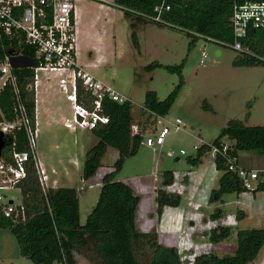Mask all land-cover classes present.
Instances as JSON below:
<instances>
[{"label": "rangeland", "instance_id": "374dc122", "mask_svg": "<svg viewBox=\"0 0 264 264\" xmlns=\"http://www.w3.org/2000/svg\"><path fill=\"white\" fill-rule=\"evenodd\" d=\"M107 1L106 7L99 5V0L84 2L88 15L79 28V61L97 78L131 98L135 123L144 126L146 135L154 131L156 124L155 116L150 117L143 108L146 93L156 91L163 100L180 82L177 72L164 67L148 70L146 66L154 61L164 65L184 63L183 88L166 116L171 122L180 118L182 128L177 129L162 119L170 127L165 145L149 147L143 142L137 154L126 158L116 173L117 180L129 182L141 196L137 229L155 233L160 243L177 247L184 264H193L203 252L219 256L235 254L238 230L264 228V191H247L240 198L237 193H227L222 200L211 202V186L218 188L219 180L213 183L210 176L203 183L201 168L208 166L207 162L202 167L193 166L189 158L196 155L201 144H211L233 119H240L246 125H264V64L237 66L234 62L240 52L233 47L203 37L191 44L192 36L186 32L153 21L138 24L136 43L125 10L114 1ZM203 51L208 57L201 63ZM45 76L41 77L44 84L38 98L47 89L51 102L60 101L66 111H71V102L59 90V77L52 76V81L47 82ZM205 104L212 109L205 108ZM50 130L38 126L36 156L47 160L49 185L77 188L80 219L84 224L98 200L103 176L115 169L113 148L106 152L97 174L85 179L82 174L86 152L98 138L89 130L67 129L61 122L53 129L55 135ZM263 160L264 155L259 152H239L241 167L258 168ZM165 171L174 174V183L168 190L182 193L183 202L179 207H164L159 215L156 197ZM213 171L221 172L216 168ZM251 185L254 188L256 183ZM5 194L16 202L22 200L19 188ZM218 209L223 210V215L214 220L212 214ZM239 212L244 215L240 217ZM219 225L231 226L233 233L219 243H212L211 229ZM135 248L139 260L152 259L153 248L146 238L136 242ZM76 257L78 264H97L82 254L76 253ZM0 264H36L21 255L19 242L10 228L0 230ZM249 264H264V246Z\"/></svg>", "mask_w": 264, "mask_h": 264}, {"label": "trees", "instance_id": "16d2710c", "mask_svg": "<svg viewBox=\"0 0 264 264\" xmlns=\"http://www.w3.org/2000/svg\"><path fill=\"white\" fill-rule=\"evenodd\" d=\"M261 0H115L125 10V16L131 19L132 36L137 43L136 28L142 22L153 21L169 25L192 36L191 44L200 37L214 40L222 45L233 47L235 35L231 25V16L236 3ZM165 2L170 9L156 8ZM159 17V20L155 18ZM247 51L240 52L234 64L237 66H257L264 64V29H249L242 38ZM164 67L180 75L179 84L163 100L156 91H148L144 100V109L150 117L167 116L178 98L184 85L183 67L164 65L154 61L147 65L148 70ZM20 86L26 107L31 115L36 108L35 94L28 88L33 72L29 68L18 70ZM80 100L90 104L87 95ZM12 100L9 93L4 95L1 105L7 111ZM104 113L109 116V123L100 125L91 132L98 142L87 152L83 167V178L95 176L102 165V159L109 148L118 151L115 169L102 178V185L96 205L83 224L80 219V198L75 187L49 186L44 190L40 184L35 159L30 153L26 162L27 175L19 188L22 203L26 208V219L14 222L9 218H0V230L10 228L15 234L20 253L36 264H78L76 253L82 254L97 264H184L180 251L175 246H167L158 241L155 233H144L137 229V209L141 196L126 181L117 180L116 173L122 168L126 158L137 154L144 142V126L135 123L132 102L118 103L110 99L103 102ZM205 108L212 106L205 104ZM145 113V112H144ZM149 117V118H150ZM139 125L142 131L134 132L133 126ZM223 140L231 141L228 156L239 159L240 151H256L264 155V125H246L240 119H233L222 128L211 144L220 145ZM29 151L26 134L22 131L9 136L8 148L3 158L10 159L5 153L13 148ZM211 144L203 143L197 147L195 156L189 158L193 166L201 163L204 156L211 154ZM228 156L217 154L216 168L222 172L219 186L212 190L210 201L222 200L227 193L241 194L247 192L238 176L228 169ZM162 186L158 188V213L162 214L166 206L179 207L183 196L172 192L168 187L174 183L172 171H165ZM264 191V182L259 183L254 192ZM241 212V211H240ZM239 212V213H240ZM223 210L212 214L214 220L221 218ZM240 213L239 216H243ZM238 216V217H239ZM233 229L229 225H219L211 229L210 241L219 243L229 238ZM147 239L153 248L152 259L141 261L136 255V242ZM238 247L233 255L219 256L213 252H203L196 256L193 264H249L255 261L264 246V228L240 229L237 231Z\"/></svg>", "mask_w": 264, "mask_h": 264}, {"label": "built area", "instance_id": "2783aa9c", "mask_svg": "<svg viewBox=\"0 0 264 264\" xmlns=\"http://www.w3.org/2000/svg\"><path fill=\"white\" fill-rule=\"evenodd\" d=\"M170 7L164 2L156 10L160 13L162 9L168 10ZM231 25L235 35L233 48L239 52L247 51L242 38L247 36L249 29H264V0L236 3ZM78 39L76 0H0V132L7 143L0 157V218H9L14 222L26 219L22 200L16 202L5 191L19 188L20 182L26 178V162L30 153L35 159L42 188L46 190L49 187L50 177L36 156L39 126L37 104L39 89L44 84L41 80L43 75L46 74L47 82L57 75L60 92L71 102V114L64 124L67 129L92 131L109 123L110 118L104 113L105 99L118 103L132 102L131 98L97 78L79 63ZM207 57L208 53L203 51L201 63ZM24 67L33 72L28 88L35 94L34 115L29 113L21 91L18 70ZM82 91V96L89 97V105L80 100ZM7 93L12 100L8 111L1 105ZM162 119L177 129L182 128L180 118L171 122L166 116H157L154 131L146 135L144 130V143L147 146L165 145L170 127ZM133 129L134 132L142 131L139 125H134ZM20 131L26 134L29 151L17 150L15 141L13 148L5 153L10 155V159L3 158L9 146V136ZM230 145L229 140H223L220 145L211 144L214 161L217 154L228 156ZM228 169L238 176L248 191H254L259 183L264 182V160L258 168H245L239 165V159L228 156ZM252 182L256 183L254 188Z\"/></svg>", "mask_w": 264, "mask_h": 264}, {"label": "crops", "instance_id": "0c3cea01", "mask_svg": "<svg viewBox=\"0 0 264 264\" xmlns=\"http://www.w3.org/2000/svg\"><path fill=\"white\" fill-rule=\"evenodd\" d=\"M99 1L101 2V3H99V5L106 7L105 3H108L107 0H99ZM111 1L112 2L114 1L115 2V0H111ZM84 2H86V0H76L78 37H79V28H80V26L81 27L83 26L84 21L87 19V16L86 15H88V10L85 7L86 6L85 5L86 3H84ZM78 49H79V39H78ZM218 53L220 54L221 51H218ZM79 63H80V61H79ZM80 64L83 65L84 67H86V69H88L85 64H83V63H80ZM38 99L39 100H38V104H37V117H38L39 125L40 126L43 125V126L48 127L49 129H51L53 131V135H55V132L53 130L54 127L57 126V124L59 122L63 123V125H64L66 119L70 117L71 111L70 110L69 111H66L65 104L64 103H61L60 101L59 102H56V103L51 102L50 96L47 93V89L44 90L43 97H40V95H39V98ZM112 154L115 155V158L117 159V157H118V151L115 150V149H113V153ZM208 157H209V160H207ZM38 160H39L41 166L44 169H46V171L48 173V171H49V168L48 167L49 166H47V160H46V158L43 157L42 160H40V159H38ZM205 162H207L208 166L202 167V165L205 164ZM197 166H201L202 167L201 168V171H202V174L203 173L204 174L202 176V180L201 181L203 183H205L210 176H211V178L213 177V180H211V181H213V183H214L215 181H218L220 179L221 175H222L221 172L220 173L217 172V171H216V173H214V171L212 172V170L214 168H216L215 161H214L212 155H206V156H204L203 159H202V161H201V163L199 165H197ZM55 171H56L55 169H52V172H55ZM186 179H187L186 184L188 185V183L190 182V178L187 176ZM49 186L57 187L58 185L52 184V185H49ZM211 188H212V190L215 189L212 186H211ZM244 193H246V192H243L241 194H238L237 196L240 198V196L242 194H244Z\"/></svg>", "mask_w": 264, "mask_h": 264}, {"label": "water", "instance_id": "95a60500", "mask_svg": "<svg viewBox=\"0 0 264 264\" xmlns=\"http://www.w3.org/2000/svg\"><path fill=\"white\" fill-rule=\"evenodd\" d=\"M6 139L5 137L3 136V134L0 132V157H1V154H2V151L3 149L5 148L6 146ZM12 202V201H11Z\"/></svg>", "mask_w": 264, "mask_h": 264}]
</instances>
